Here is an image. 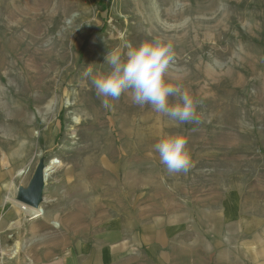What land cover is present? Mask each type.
<instances>
[{"label":"rangeland","instance_id":"obj_1","mask_svg":"<svg viewBox=\"0 0 264 264\" xmlns=\"http://www.w3.org/2000/svg\"><path fill=\"white\" fill-rule=\"evenodd\" d=\"M154 35L173 39L166 78L197 101L192 122L178 125L127 93L105 109L92 86L111 51L123 54ZM262 109L264 0H0V165L9 154L13 170L1 182L3 263L22 264L14 262V245L17 254L42 237L28 223L45 220L68 236L60 242L73 243L80 224L94 231L113 217L117 244L130 231L129 210L136 218L162 210L166 237L171 210H189L191 219L205 210L209 225H233L225 238L240 256L256 245L264 258ZM177 133L187 137L192 163L169 174L153 145ZM39 161L44 214L8 210L6 198L28 186ZM194 225L204 254L212 233ZM216 253L200 256L217 264Z\"/></svg>","mask_w":264,"mask_h":264},{"label":"crops","instance_id":"obj_2","mask_svg":"<svg viewBox=\"0 0 264 264\" xmlns=\"http://www.w3.org/2000/svg\"><path fill=\"white\" fill-rule=\"evenodd\" d=\"M142 218H136L134 212L128 211L127 226L130 229L121 240L115 239V219L107 217L102 219V226L90 230L91 224H80L84 227L78 235L74 234L75 241H66V234L55 231L49 222H32L27 224V231H41L42 237L36 242H29L17 254L13 247V259L16 263L40 264H208L207 259L200 255L208 256L210 249L217 248L214 263L217 264H264L260 259L257 247L250 246L245 256H240L237 245L226 241V228L232 224L214 226L206 222V215L199 214L197 222L189 218V210H171L169 212V236L163 235L162 210H141ZM137 212V211H136ZM139 214V210H138ZM41 217V216H40ZM205 222V223H204ZM194 224L203 225L212 233V246L206 252L200 250L194 241ZM88 227V228H87ZM179 228H181L179 230ZM63 237L64 242H60ZM230 237V236H228ZM235 240L234 235L231 236ZM126 246L127 249L126 250ZM124 251V252H123ZM253 252V253H252ZM231 257V258H230ZM260 259V260H259Z\"/></svg>","mask_w":264,"mask_h":264},{"label":"clouds","instance_id":"obj_3","mask_svg":"<svg viewBox=\"0 0 264 264\" xmlns=\"http://www.w3.org/2000/svg\"><path fill=\"white\" fill-rule=\"evenodd\" d=\"M175 58L173 39L163 35L145 38L127 45L123 54L111 51L106 57L108 70L92 79L96 95L105 109L112 107L110 100L127 93L133 104L151 108L175 120L178 125L192 122L196 117L197 101L188 92L166 78ZM90 71V69H89ZM170 97H176L170 102ZM187 137L170 134L153 145L169 174L186 173L192 163Z\"/></svg>","mask_w":264,"mask_h":264},{"label":"bare ground","instance_id":"obj_4","mask_svg":"<svg viewBox=\"0 0 264 264\" xmlns=\"http://www.w3.org/2000/svg\"><path fill=\"white\" fill-rule=\"evenodd\" d=\"M104 62V61H103ZM105 63V62H104ZM223 92H225V91H223ZM261 98H263V97H261ZM226 103V102H225ZM262 103H263V101H262ZM232 105V104H231ZM242 105V104H241ZM233 107H234V105H232ZM236 106V105H235ZM229 107H231V106H229ZM233 107H231V109L233 108ZM227 110V109H226ZM262 110H264V109H262ZM235 111V110H234ZM237 111V110H236ZM13 113H14V111H13ZM263 114V113H262ZM21 115V114H20ZM19 115V116H20ZM246 116V115H245ZM253 118V117H252ZM9 119V118H8ZM20 119V118H19ZM18 119V120H19ZM250 119V118H249ZM21 120V119H20ZM215 120V119H214ZM12 121V120H11ZM24 121V120H23ZM253 122V121H252ZM238 123V122H237ZM240 123V122H239ZM238 123V124H239ZM18 124V123H17ZM234 125V124H233ZM13 126V125H12ZM239 127V126H238ZM241 127V126H240ZM17 128V127H16ZM242 128V127H241ZM30 129V128H29ZM240 129V128H239ZM237 130V129H236ZM242 130H244V129H242ZM15 131H17L16 129H15ZM28 132V131H27ZM30 132V131H29ZM240 133V132H239ZM243 133V132H242ZM245 133V132H244ZM31 134V133H30ZM242 135V134H241ZM30 136V135H29ZM231 137V136H230ZM232 138V137H231ZM218 139H224V137L222 136V134H219V136H218ZM9 141V140H8ZM10 142V141H9ZM3 144V143H2ZM1 148V147H0ZM24 152H27V151H24ZM9 155V154H8ZM8 155L7 154H4L2 157V160H3V162H2V164L0 165V166H2L1 168H0V194H2V185H1V182L3 181V180H6V176H9L8 178H10V176L12 175V172H13V170H12V168H11V164H10V162H9V158H8ZM10 156V155H9ZM13 160V159H12ZM12 162V161H11ZM55 162H56V160H52L51 161V163H49L46 167H47V169H48V172H50V171H52L53 170V168H55ZM22 172L21 171H19L18 172V174H21ZM7 184V183H6ZM8 187H9V185H8ZM4 188H5V186H4ZM11 189H13V188H11ZM10 191V190H9ZM4 197V196H3ZM1 199V198H0ZM7 199V201L6 202H9V204H10V207H9V209L8 210H23V212L24 213H26V214H28V215H31L32 216V218L33 217H39V216H42L43 214H44V209L41 207L42 205H38L37 207H31V206H28V205H26V204H23V203H20V202H18L16 199H14V198H11V197H7L6 198ZM4 201L2 200L1 201V203H3ZM7 208L8 207H6V209L5 210H7ZM0 210H2V208L0 207ZM207 212H210L211 213V211L210 210H208ZM230 213V212H229ZM217 217H218V215H216ZM217 217H213V214H212V220L213 221H216L217 223H220L219 221V219L220 218H217ZM36 219V218H35ZM206 222H209V219L206 217ZM205 223V222H204Z\"/></svg>","mask_w":264,"mask_h":264},{"label":"water","instance_id":"obj_5","mask_svg":"<svg viewBox=\"0 0 264 264\" xmlns=\"http://www.w3.org/2000/svg\"><path fill=\"white\" fill-rule=\"evenodd\" d=\"M45 165L39 161L26 188L18 187L16 200L31 207H37L42 201Z\"/></svg>","mask_w":264,"mask_h":264},{"label":"built area","instance_id":"obj_6","mask_svg":"<svg viewBox=\"0 0 264 264\" xmlns=\"http://www.w3.org/2000/svg\"><path fill=\"white\" fill-rule=\"evenodd\" d=\"M3 257L2 255L0 254V264H4L3 261H2Z\"/></svg>","mask_w":264,"mask_h":264}]
</instances>
